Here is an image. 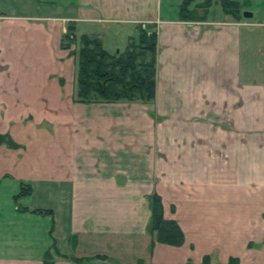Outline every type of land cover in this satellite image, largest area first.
I'll list each match as a JSON object with an SVG mask.
<instances>
[{
	"label": "crops",
	"instance_id": "obj_1",
	"mask_svg": "<svg viewBox=\"0 0 264 264\" xmlns=\"http://www.w3.org/2000/svg\"><path fill=\"white\" fill-rule=\"evenodd\" d=\"M162 4L0 0V133L19 145H0V264H264V19ZM142 23L157 26L155 100L75 102L69 26L114 54L107 30L127 47ZM153 193L182 246L152 248Z\"/></svg>",
	"mask_w": 264,
	"mask_h": 264
},
{
	"label": "trees",
	"instance_id": "obj_2",
	"mask_svg": "<svg viewBox=\"0 0 264 264\" xmlns=\"http://www.w3.org/2000/svg\"><path fill=\"white\" fill-rule=\"evenodd\" d=\"M223 11L239 20L242 18L241 4L236 0H219ZM192 0H184L180 6L179 18L182 20H205L213 0H205L196 5L203 10L201 15L197 8L191 10ZM156 24L142 23L138 26L137 39L131 38L127 47L119 53H110L104 47L101 38L95 35L82 34L77 36L68 32L61 47L71 49L77 63V81L74 101L80 103L140 101L153 102L157 91V45L158 34ZM79 47L73 49L72 46ZM7 144L18 148L8 134L0 133V145ZM32 187L21 183L17 202L20 197L30 195ZM151 216L147 226L152 235V248L156 243L182 246L185 233L174 219L164 215L162 197L158 193L150 196ZM27 211L28 209L22 208ZM36 213L51 214V210L34 209ZM264 216V214H263ZM264 243V239H263ZM253 244L251 243L250 246ZM44 264H53L50 253H46ZM201 264L212 263L211 256H203ZM226 264H240L237 257H231Z\"/></svg>",
	"mask_w": 264,
	"mask_h": 264
},
{
	"label": "rangeland",
	"instance_id": "obj_3",
	"mask_svg": "<svg viewBox=\"0 0 264 264\" xmlns=\"http://www.w3.org/2000/svg\"><path fill=\"white\" fill-rule=\"evenodd\" d=\"M183 1L184 0H162V2H163L162 7H161L162 11L159 12V15L160 16L163 15V17H168V18L176 17L180 11V6L183 3ZM203 1H205V0H192V3L190 5V9L193 10V9L197 8L196 5L203 2ZM236 1L240 2V4H241L242 14H243L244 10H249L251 12L255 11V20L264 19V0H236ZM197 10H200L198 13L203 12V10H201L199 8H197ZM223 12L224 11L222 9L220 1L219 0H213V4L211 5V7L209 8V11H208L209 17L212 19L222 18ZM242 17H244V16L242 15ZM244 18H246V17H244ZM199 21H202V20H199ZM124 26H127V25H124ZM113 30L114 29H108L106 32V35H104V42L106 44V48L113 50V47H114L113 45L118 43L119 46H121V50L125 49L126 44H124V43H126V40H125L124 35H122L121 33L115 32ZM138 34L139 33L137 30V34L131 38L137 39ZM130 39H129V41H130ZM128 44H129V42H128ZM121 50H120V52H122ZM260 54H261L260 51L257 52V56H260ZM259 72H261V71H259ZM257 79L261 80L264 78L262 76H257ZM22 197H24V196H22Z\"/></svg>",
	"mask_w": 264,
	"mask_h": 264
},
{
	"label": "water",
	"instance_id": "obj_4",
	"mask_svg": "<svg viewBox=\"0 0 264 264\" xmlns=\"http://www.w3.org/2000/svg\"><path fill=\"white\" fill-rule=\"evenodd\" d=\"M243 16L246 18H251L253 16V12L249 10H245L243 11ZM68 30L73 32L75 30V26L74 25L69 26Z\"/></svg>",
	"mask_w": 264,
	"mask_h": 264
}]
</instances>
